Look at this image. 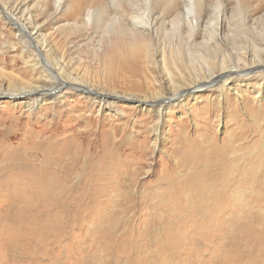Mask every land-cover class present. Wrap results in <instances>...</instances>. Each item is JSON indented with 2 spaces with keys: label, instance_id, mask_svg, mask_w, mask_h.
I'll use <instances>...</instances> for the list:
<instances>
[{
  "label": "rangeland",
  "instance_id": "obj_1",
  "mask_svg": "<svg viewBox=\"0 0 264 264\" xmlns=\"http://www.w3.org/2000/svg\"><path fill=\"white\" fill-rule=\"evenodd\" d=\"M2 8L38 31L57 75L33 66V45ZM223 61L238 68L223 88L214 81L162 110L142 104L217 76ZM49 76L54 92L44 98L0 94V156L23 154L31 135L44 148L42 138L54 134L79 158L61 177L70 187L56 190L31 188V175L7 176L12 168L0 161V264H249L231 205L198 225L194 205L174 202L171 190L191 179L190 159L175 160L180 130L193 132L211 113L221 144L235 128V107L244 122L250 107L264 112V0H0L1 87ZM243 96L251 101L242 106ZM16 127L21 134L10 138ZM254 132L264 135V126Z\"/></svg>",
  "mask_w": 264,
  "mask_h": 264
},
{
  "label": "bare ground",
  "instance_id": "obj_2",
  "mask_svg": "<svg viewBox=\"0 0 264 264\" xmlns=\"http://www.w3.org/2000/svg\"><path fill=\"white\" fill-rule=\"evenodd\" d=\"M2 12L6 18L11 20L15 25L19 33L18 35L24 39L25 42L29 41L30 44L33 45L32 53L35 56L34 58H36L35 63H32L33 66H38L39 69L46 73L51 70L57 75L56 69L53 71L51 65L47 67L50 63L44 51V46L46 44L44 42L41 44L40 40H37L39 37L38 31L35 32L26 28L23 21L18 18L19 16L17 17L15 14L11 13V11L9 12L3 9ZM189 24L190 28L194 26L192 20H189ZM214 31L216 32V30ZM215 35L214 32H210V36L212 37L211 40L213 39L214 43H216L218 39ZM208 44L210 43L207 42L206 45ZM26 52L32 54L31 51ZM26 52L22 51V55ZM201 58L206 64L207 62L204 60L205 56ZM223 62L220 73L207 81H197L193 79V82H187L188 84L185 85V88L181 87L183 85H178V87L174 89V92L170 93L166 98L163 97L164 99L158 98L157 100L140 102L147 106H155L157 104L162 110L165 105L164 103L167 101L181 99L184 96L199 91L203 87H210L214 81H217L221 88H223L234 74L233 69H236L234 67H228L225 61ZM239 70V74L242 77L247 76L250 72L248 71L247 73V68L245 71H242V69ZM49 77V81L32 82L29 85L18 82L16 84L10 83L6 89L2 88L0 85V94L8 96L27 95L33 98H44L46 94L54 92L53 88H46L50 83H53L54 76ZM64 85H75L83 91L94 93L97 96L102 95L89 86H80L69 82H64ZM258 93L260 96L261 89L258 90ZM245 101L249 102L251 99L243 96L241 101L242 106ZM238 107L240 106L238 105ZM238 107H235L233 112L236 115L232 124L235 128L222 139L221 144L218 143L216 134L213 136L210 133L212 126L210 122L211 113L210 115H204L198 118L193 132L181 134V130H178L180 136L178 135L176 139L175 154L177 157L175 160L178 161L181 158L190 159L191 162L189 165L186 166L185 163V168L187 169V167H189L190 170L184 175L191 177V179L189 178L190 183H188L187 178L182 181L180 180V182L177 181V185L172 188L171 193L173 194L172 199L174 202H184L185 204L194 205L195 214L198 215V225L204 224L205 219L206 221H215V218L217 219L220 217V214L217 213V208L229 207V205H231L232 209L237 211L231 214L229 218L230 221H238L236 224V242L238 243L239 236L245 240V250H243L247 251V255L244 257V260L249 264H264V158H258L264 157V150L260 151L257 149V154H254L256 147L264 141L263 134H258V136H256L257 133L255 134L254 132L256 129L264 126V112L252 106V108L250 107V112L254 113L252 115L253 118L247 120V116V121L244 122V118L241 116L243 112L241 114V110H239L240 108ZM244 111L246 113V110ZM232 119L233 118L230 116L229 119L226 120L227 123L231 122ZM15 126L16 125L13 124L8 130L11 131ZM52 130L53 126H49L47 130L45 129V132L50 133ZM84 131V133H87L89 130ZM21 132L22 131L16 127L9 136L10 138L17 137ZM32 136L36 137L33 138ZM30 137L20 143V146L24 147L23 154L17 156L11 154L0 156V161H4V166L12 168L11 170H6V175L13 178L31 175V179L33 180L30 179L28 181L29 186L41 190H56L65 186L70 187L62 181L61 177H68L70 171L73 170L70 163L74 161L77 163L79 156L73 153L72 149L67 148V141L64 137L57 138L54 134H49L42 138V143L45 144L44 148L40 145L41 137L39 135H31ZM76 147L75 143L71 146L73 149ZM175 163L177 162L174 161L170 163V165L173 164V169L177 166V164L174 165ZM237 175H241V178L237 179ZM231 176L237 179V183L231 181ZM53 179L58 180L52 183ZM20 185H22L20 182L13 183L14 187H19ZM208 209L209 211L206 212ZM240 222L243 224V227L238 230ZM238 248H241L240 244ZM237 255L239 254L237 253ZM237 255L234 256L237 257Z\"/></svg>",
  "mask_w": 264,
  "mask_h": 264
}]
</instances>
